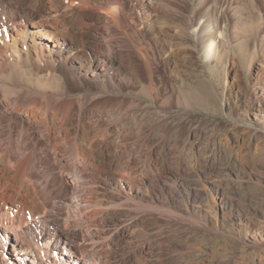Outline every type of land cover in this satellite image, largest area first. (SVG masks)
Instances as JSON below:
<instances>
[{"label": "rangeland", "instance_id": "374dc122", "mask_svg": "<svg viewBox=\"0 0 264 264\" xmlns=\"http://www.w3.org/2000/svg\"><path fill=\"white\" fill-rule=\"evenodd\" d=\"M146 1L141 8L149 9L144 22L152 25L151 32L139 22L119 29L112 23L98 26L88 15L72 21L79 54L86 50L95 61V47L114 50L118 83L122 61L130 65L122 60L121 45L130 43L138 57L152 62L151 76L143 82L148 91L136 83L116 93L102 76L104 82L94 89L71 93L75 98L90 94L88 103L102 95L125 98L99 108L118 166L110 167L109 152L106 165L98 162L100 169L86 170L81 163L85 179L60 217L76 232L74 254L81 264L83 259L91 264H264V0H230V41L222 43L217 66L204 59L192 33L190 16L199 0ZM45 30L52 35L53 22L42 25ZM72 42L50 38L49 43L67 52L74 51ZM47 82L54 89L61 86L55 78ZM21 84L32 91L29 96L39 93L38 83ZM14 87L0 80L1 96L9 100ZM70 134L56 143L57 159L72 168L77 159ZM55 254L64 261L62 243ZM32 255L24 258L8 249L4 259L32 264ZM34 255L40 258L39 251ZM42 263L47 264L45 257Z\"/></svg>", "mask_w": 264, "mask_h": 264}, {"label": "bare ground", "instance_id": "6f19581e", "mask_svg": "<svg viewBox=\"0 0 264 264\" xmlns=\"http://www.w3.org/2000/svg\"><path fill=\"white\" fill-rule=\"evenodd\" d=\"M66 1L62 4L58 0H0V80L15 84L11 90L15 95H10L9 100L0 94V264H8L4 259L8 249L24 258L33 254L32 264H43L44 257L47 264L50 257L55 264H81V258L74 254L78 251L74 241L76 232L64 226L60 217L67 215L65 209L74 202L70 195L76 194V188L85 179L80 174L81 165H85L86 170L100 169L98 162L106 165L109 152L113 156L110 167L112 164L118 166L119 161L109 144L112 135L99 108L112 107L125 102V98L102 95L88 103L90 94L75 98L71 93L94 89L105 79L116 93L136 83H140L142 89L149 87L143 82L151 76L150 58L138 57V51L130 43L121 45L126 50L121 58L130 61V65L122 61L124 72L119 73L122 76L118 83L112 73L114 50L109 45L102 48L96 45L98 48L95 47L92 54L95 61L88 59L90 54L86 50L79 54L80 39L72 22L88 15L99 23L98 26L112 23L120 29L125 22L134 25L139 22L151 32L152 25L144 22L150 15L149 9L141 8L147 1ZM209 1L199 0L198 6H193L190 21L204 59L217 66L222 59V43L230 41V0H216L211 4ZM51 22L56 30L53 36L46 30L41 31L42 25ZM85 26L90 28L89 23ZM91 37V41H97L95 35ZM50 38L72 40L74 51L66 52L61 46L50 44ZM52 77L60 81L59 88L46 86ZM261 78L264 80V71ZM24 81L38 83L39 93L29 96L32 91L21 87ZM60 95L63 97H58ZM70 133L74 134L70 141L77 159L72 168L63 157L57 159L59 147L56 143L61 136ZM76 205H81L80 200ZM61 243L67 254L62 262L55 254ZM34 250L39 251L40 258L36 259ZM82 264H91V261L83 259Z\"/></svg>", "mask_w": 264, "mask_h": 264}]
</instances>
